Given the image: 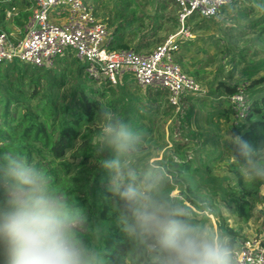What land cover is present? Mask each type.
<instances>
[{
    "label": "trees",
    "instance_id": "16d2710c",
    "mask_svg": "<svg viewBox=\"0 0 264 264\" xmlns=\"http://www.w3.org/2000/svg\"><path fill=\"white\" fill-rule=\"evenodd\" d=\"M84 1L89 3V0ZM239 1L224 6L216 18L210 19L223 21V17L220 18L222 12H226ZM260 1L264 3V0ZM18 2L22 4V9L8 18V10L17 8ZM172 2L177 11L174 0ZM31 13V4L26 0H0V30L10 32L9 28L13 23L23 30ZM196 18L203 19L194 23L192 28L188 26ZM205 20L208 18L193 14L187 18L185 25L194 34L195 30L206 27ZM177 23L180 25L178 18ZM252 25H258L264 31V16L252 22ZM107 26L109 28V24ZM120 31L119 27L111 31L114 39L110 48L142 52L146 42L142 40L137 46L130 47L122 40ZM192 40L193 38L182 39L180 51L185 50L184 57L189 56L200 62L199 52L202 48L193 54L187 52L193 45ZM243 49L248 52V48ZM63 59L65 58L58 60ZM184 61L185 58H182L183 65ZM66 63L63 71L57 72L54 70L55 66L36 67L18 60L0 62V152L23 154L50 174L55 191L73 207L83 211V220L78 228L80 238L85 244L102 253L105 264H159L162 254L157 246L134 243L122 231L124 201L109 192V173L99 163L101 159L112 154L106 155L96 149L95 141L100 131L97 124L101 122L98 112L103 106L137 129L139 149L142 150L148 147V136L153 134L154 128L144 126L138 118L145 117L144 112L151 117L160 114L161 107L165 105L163 99L169 105L168 111L176 109L168 102L166 92L139 87L133 77L129 80L128 73L123 75L117 86L110 83L98 84L101 89L86 75L84 64L76 57L73 56ZM259 68L260 66L252 63L241 70V76L251 80L250 87L264 86V76L255 79ZM186 70L189 76L199 81L196 78L200 74L199 70L188 67ZM90 81L94 84H89ZM127 81L139 88L151 90L153 96L150 94L151 98H148L145 105L136 96H132L124 112H118L115 101H104L103 98H106V93L111 88L123 87ZM241 88L245 89L238 83L230 85L221 82L219 93L208 95L221 108V117L228 121L232 118L230 134H239L254 147H259L264 145V88L256 90L251 96L245 90L249 110L245 118L238 119L228 98ZM220 97L223 99L216 101ZM182 98L181 108L184 109L185 103L193 97L183 94ZM230 149L233 160L228 164V169L236 177L234 186L228 182L225 184L226 178L217 179L211 175L212 166L205 163L216 160L200 150L197 160L183 158L176 170L169 168L170 176L174 177L170 180L169 176H164L161 196L188 211L194 220L202 222L210 221L209 214H216L220 218V208H214V198L220 197V204L230 214L242 221H248L255 204L259 202V185L255 183L256 180L248 181L242 176L232 144ZM138 159H135L133 167L138 179H143L150 174L152 167ZM202 164L206 166L202 174L204 177L198 176L193 183L194 178L188 174L199 171ZM173 166L175 164L171 163V167ZM175 187L179 188L180 194L171 196L170 193ZM199 215L202 219H198ZM219 232L230 238L234 249L240 244V233L228 225L219 222ZM262 244L264 246V240Z\"/></svg>",
    "mask_w": 264,
    "mask_h": 264
},
{
    "label": "clouds",
    "instance_id": "9594fccd",
    "mask_svg": "<svg viewBox=\"0 0 264 264\" xmlns=\"http://www.w3.org/2000/svg\"><path fill=\"white\" fill-rule=\"evenodd\" d=\"M97 152L109 173L108 190L124 201L122 231L134 243L157 246L159 264H238L230 238L161 196L165 172L153 165L138 179L133 160L138 130L101 106ZM233 145L244 178L264 181V145L239 134ZM50 174L27 156L0 152V264H105L100 251L84 243L78 228L83 211L59 195Z\"/></svg>",
    "mask_w": 264,
    "mask_h": 264
},
{
    "label": "rangeland",
    "instance_id": "374dc122",
    "mask_svg": "<svg viewBox=\"0 0 264 264\" xmlns=\"http://www.w3.org/2000/svg\"><path fill=\"white\" fill-rule=\"evenodd\" d=\"M88 2L94 7L97 17L109 24L110 32L116 27L121 28L122 40L130 47L137 46L142 40L146 42L147 45L141 49L144 53L152 51L168 35L180 28L177 23L178 14L172 0H89ZM21 6L22 4L18 2L16 5L18 11L22 9ZM55 14L54 10L50 12L51 23L62 24L65 17L59 19L60 17H56ZM221 15L220 18L223 17V21L205 20L206 27L194 32L193 45L187 52L193 54L202 48L199 52L200 62L189 56L184 57L183 49L177 54V62L187 73L186 67L199 70L200 74L196 78L209 95H217L219 84L223 82L230 85L238 83L240 87L244 86L248 95L251 96L253 92L261 90L264 86L250 87L251 80L241 76V70L245 65L257 64L260 68L255 79L264 76V31L260 26L252 25V22L264 16V3L260 0H240ZM201 19L203 18H196L189 22L188 26L192 28L194 23ZM9 30L17 37L22 36L23 30L14 23L10 25ZM243 48H248V52ZM73 56V51L68 50L64 56L65 59L54 63V70L62 72V68L67 65L66 62H70ZM182 58H185L184 65ZM128 76L129 80L132 79V74L129 73ZM89 84L94 83L90 81ZM96 87L101 88L98 84ZM151 93V90L139 88L127 81L123 87L111 88L103 100L115 101L117 111L124 112L129 98L136 96L145 105L148 98H151L149 97ZM199 99L191 98L185 103L184 109L181 108L179 111L174 109L168 111L169 105L163 99L162 102L165 105L161 107L160 114L151 117L144 112L145 117L138 118V116V120L144 126L153 127L154 132L148 136V147L140 149L135 159L143 160L150 167L155 165L162 168L165 175L172 180L171 177L174 176H170L169 168L176 170L177 165L185 158L197 160L202 150L205 155L216 160L213 163H205L212 166L211 175L217 179L226 178L224 183L228 182L234 186L236 177L228 169V164L233 160L231 143L226 140L230 135L233 120L230 118L228 121L221 117V108L216 106L217 103L212 102L211 97ZM203 101L205 102L202 103ZM216 101L219 100L216 99ZM188 113H191L190 116ZM101 123L97 124L99 130ZM104 153L110 154V152ZM218 154L221 156L218 157ZM171 163L175 166L171 167ZM205 165L202 164L199 171L188 174L194 178L193 183L197 181L198 176L204 177L202 174ZM255 183L259 185V202L255 204L248 221H242L230 214L220 204V197H216L214 208H220L221 216L218 218L216 214H209L210 221H206L209 227L219 231V222L228 225L240 233L238 244L244 240L264 238V181L256 180ZM170 194L171 196L179 195V188L175 187ZM198 219L202 217L199 215Z\"/></svg>",
    "mask_w": 264,
    "mask_h": 264
},
{
    "label": "built area",
    "instance_id": "2783aa9c",
    "mask_svg": "<svg viewBox=\"0 0 264 264\" xmlns=\"http://www.w3.org/2000/svg\"><path fill=\"white\" fill-rule=\"evenodd\" d=\"M26 1L31 4L32 13L22 36L0 30V62L18 60L36 67H52L72 50L74 57L84 64L86 75L97 84L117 86L123 75L130 73L139 87L166 92L168 102L179 111L183 94L194 98L209 97L201 83L184 72L176 60L180 41L194 37L185 21L193 14L216 18L224 6L238 0H174L180 28L147 53L110 48L113 35L107 24L97 17L94 7L84 0ZM52 10L59 19L65 17L62 24L51 23ZM16 13L17 8L13 7L8 10L7 17ZM228 99L235 116L245 118L249 110L245 89H239ZM263 240L240 243L234 249L238 264H264Z\"/></svg>",
    "mask_w": 264,
    "mask_h": 264
}]
</instances>
